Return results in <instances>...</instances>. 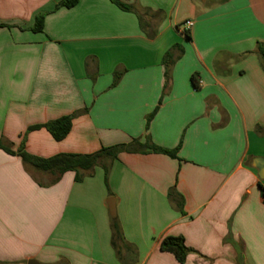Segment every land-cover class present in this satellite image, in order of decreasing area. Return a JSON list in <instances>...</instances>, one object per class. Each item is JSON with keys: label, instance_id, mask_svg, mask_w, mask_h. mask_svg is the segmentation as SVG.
I'll use <instances>...</instances> for the list:
<instances>
[{"label": "crops", "instance_id": "1", "mask_svg": "<svg viewBox=\"0 0 264 264\" xmlns=\"http://www.w3.org/2000/svg\"><path fill=\"white\" fill-rule=\"evenodd\" d=\"M62 1L0 0V142L38 158L131 151L75 181L0 149V264H179L166 236L183 238V264H264V0ZM70 115L61 141L27 132Z\"/></svg>", "mask_w": 264, "mask_h": 264}, {"label": "trees", "instance_id": "2", "mask_svg": "<svg viewBox=\"0 0 264 264\" xmlns=\"http://www.w3.org/2000/svg\"><path fill=\"white\" fill-rule=\"evenodd\" d=\"M117 6H119L121 9L125 11H131L132 8L129 6L121 5L120 3L112 0ZM77 3V0H63L60 2L56 9L59 7H66L70 8L74 6ZM137 15L139 21H141V16L135 12ZM43 27V15L38 16L35 19L34 27L32 28V31L34 32H41ZM186 37H188V33H186ZM258 53L260 55V58L264 64V52L263 50H258ZM167 58H169V53L166 54ZM169 60L167 61V64H169ZM172 63V62H171ZM120 75L116 74L114 77L113 85L117 83L119 80ZM168 78V69L165 71V79ZM191 81H194V76L191 77ZM157 111V108L153 110L151 114H149L146 118L145 128H148V124L153 118ZM75 115L65 116L61 117L59 119L49 121L45 124L41 125H35L30 126L27 129V132L45 129L51 137L55 141H61L63 140L67 134L70 131L71 128V121ZM139 146L142 150V152H154V153H162L165 154L171 158L176 157L177 148L174 150H167L164 148L157 147L151 143L146 144H139L137 140L133 141V144ZM0 149H2L4 152H6L9 155H17L20 157L23 164L30 166L31 168H34L38 171L42 172H48L54 175H61L67 171H73L76 174L75 181H79L81 177L78 175V171H89L91 170L99 160L104 158L109 159H115L118 153L122 151H131L130 146H114L110 148H102L98 152H95L93 154H58L55 156H52L50 158H38L29 155L27 152L24 151L23 148L19 149L16 152H13L9 146L4 145L2 142H0ZM262 194L264 195V190L262 189ZM180 198L178 194H176L174 189H171L168 193V199L172 202L175 201V198ZM178 204V209L181 210L180 207V201ZM111 245L116 250L117 248V241L122 240V235L120 228L116 221H113L112 229H111ZM159 251L164 253L171 254L177 263L183 264L185 261V258L187 254L189 253V249L185 246L184 240L181 236H166L164 237L159 244Z\"/></svg>", "mask_w": 264, "mask_h": 264}, {"label": "water", "instance_id": "3", "mask_svg": "<svg viewBox=\"0 0 264 264\" xmlns=\"http://www.w3.org/2000/svg\"><path fill=\"white\" fill-rule=\"evenodd\" d=\"M253 166L257 170V176L264 182V159L256 158L253 160ZM108 209L111 218H115V206L114 200L110 199L108 202ZM28 264H37L36 262L30 261Z\"/></svg>", "mask_w": 264, "mask_h": 264}, {"label": "built area", "instance_id": "4", "mask_svg": "<svg viewBox=\"0 0 264 264\" xmlns=\"http://www.w3.org/2000/svg\"><path fill=\"white\" fill-rule=\"evenodd\" d=\"M191 26H192V22L189 20L183 23L184 30H188L189 28H191Z\"/></svg>", "mask_w": 264, "mask_h": 264}]
</instances>
